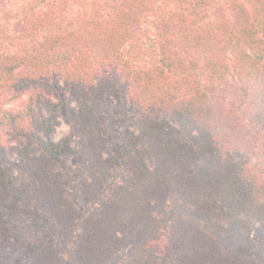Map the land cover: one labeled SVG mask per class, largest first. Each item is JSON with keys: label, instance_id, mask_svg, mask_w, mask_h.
<instances>
[{"label": "trees", "instance_id": "trees-1", "mask_svg": "<svg viewBox=\"0 0 264 264\" xmlns=\"http://www.w3.org/2000/svg\"><path fill=\"white\" fill-rule=\"evenodd\" d=\"M2 1L0 255L67 264L51 244L10 241L12 189L78 228L74 264H264V0L211 15L213 0ZM122 112L108 143L104 118ZM59 118L70 132L56 142Z\"/></svg>", "mask_w": 264, "mask_h": 264}, {"label": "rangeland", "instance_id": "rangeland-1", "mask_svg": "<svg viewBox=\"0 0 264 264\" xmlns=\"http://www.w3.org/2000/svg\"><path fill=\"white\" fill-rule=\"evenodd\" d=\"M231 1L232 0H213V4L208 14L211 15L212 13L218 11H226ZM2 2L3 1L0 0V5L2 4ZM167 9L168 6L161 5L159 7V13H163ZM4 17L6 16L4 15ZM1 37L2 35L0 33V38ZM7 47L8 44L6 40L3 38L0 39V52L5 50ZM23 101L24 97L14 100L10 103L3 104V107L5 109L14 110L20 107ZM65 101L66 100L64 99V103ZM63 109L64 107L62 106L59 115H61ZM100 117L102 118L103 115ZM59 120V124L56 125L54 132V140L56 142H60L61 140L65 139L70 132V127L65 124L62 119L59 118ZM104 120V126L112 133L110 135L111 140H108V143H110L114 136L118 135L119 129H121L120 126L122 127L125 123L128 122V117L122 112L117 119L109 120L104 118ZM71 143L75 144V140L73 139ZM11 144L14 146L16 145L14 142H12ZM8 150L9 161L11 163L17 164L16 162L18 161V158L16 157L15 151H13V149ZM15 164H9L2 167L7 172H9L14 184L19 189L23 190V184L28 181V174L22 168H16ZM57 168L61 171L66 195L71 193L73 190L75 191L77 188V180L75 179L76 176L73 173L76 170V166L74 165L71 158L67 157L63 159L62 164ZM10 187L12 188L11 185H9V189ZM12 193V189H10V194H4L5 208H2V210L7 209L9 206L11 209L9 219L10 221H13H4V223L8 225L10 233L13 234V236H10V241L18 242L21 244L23 242H27L30 244L35 243L37 245H39L40 243L51 244L53 249L58 252L59 256H61L67 264H74L73 249L75 244L74 241L76 240V234L78 233V228L75 227L72 229H63V231H59L57 228L53 227L52 221L47 216L48 214L45 212V210L41 208L39 202L35 200L28 192H24L22 200L14 199L15 196L12 195ZM72 203L74 204L76 203V201H72ZM253 247L254 245H249L248 247H245L243 251H238V253L248 255L253 250ZM6 251L7 252H4L0 255L3 264H31L30 260L28 259L29 256L26 246L20 247L15 251L8 250L7 248ZM121 258H123V255L122 253H119L115 255L107 264H118Z\"/></svg>", "mask_w": 264, "mask_h": 264}]
</instances>
